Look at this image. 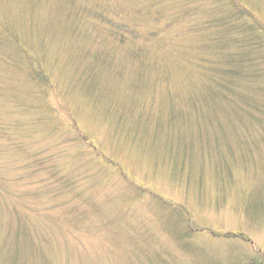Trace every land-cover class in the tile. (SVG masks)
Here are the masks:
<instances>
[{"label": "rangeland", "instance_id": "rangeland-1", "mask_svg": "<svg viewBox=\"0 0 264 264\" xmlns=\"http://www.w3.org/2000/svg\"><path fill=\"white\" fill-rule=\"evenodd\" d=\"M223 2L0 0V264H264V109L169 94Z\"/></svg>", "mask_w": 264, "mask_h": 264}, {"label": "trees", "instance_id": "trees-1", "mask_svg": "<svg viewBox=\"0 0 264 264\" xmlns=\"http://www.w3.org/2000/svg\"><path fill=\"white\" fill-rule=\"evenodd\" d=\"M218 11L216 9L213 17L208 19L210 26L219 28L213 32L214 39L208 46L216 57L210 61L215 63H208L209 67L201 74V80H196L192 92L173 91L169 94L215 95L223 102H230L236 110L261 111L264 109V95L254 98L250 94H264V27L250 12L240 8L237 0H226L219 15ZM202 27H208L207 23L204 22ZM207 62V59L202 61ZM81 75L82 70L74 74V85L82 80ZM136 82L142 86L146 83L141 77ZM151 83L154 85L153 81ZM249 116L256 122H249L255 125L257 132H253L258 133L257 125L261 127L260 132H264V116Z\"/></svg>", "mask_w": 264, "mask_h": 264}]
</instances>
